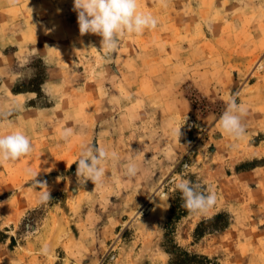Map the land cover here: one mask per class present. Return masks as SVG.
<instances>
[{"label": "rangeland", "instance_id": "374dc122", "mask_svg": "<svg viewBox=\"0 0 264 264\" xmlns=\"http://www.w3.org/2000/svg\"><path fill=\"white\" fill-rule=\"evenodd\" d=\"M137 3L157 27L106 59L73 0H0V135L32 144L0 163V264H264V0ZM232 96L248 109L240 140L219 123ZM82 144L118 154L103 186L77 178ZM174 178L215 192L207 217Z\"/></svg>", "mask_w": 264, "mask_h": 264}, {"label": "clouds", "instance_id": "9594fccd", "mask_svg": "<svg viewBox=\"0 0 264 264\" xmlns=\"http://www.w3.org/2000/svg\"><path fill=\"white\" fill-rule=\"evenodd\" d=\"M16 2L17 0H12V3ZM73 10L77 13L80 35L94 34L101 37L100 51L104 53L106 59L111 58L112 54L118 51L120 39L126 34H142L146 29H155L158 25L157 18L151 13L138 10L137 0H73ZM12 111L11 108L6 111L0 110V120L9 126L12 122L7 120V117L11 115ZM247 111L246 105L237 103L235 96L228 99L219 123L222 131L232 140H240L246 135L242 118L247 115ZM59 135L62 140L67 142L73 135V130L64 128ZM174 135L179 137L180 130H175ZM31 151L32 144L25 132L16 130L6 135H0V163L17 161ZM109 160L113 163L118 162V154L96 145L82 144L79 159L75 162L77 164V178L82 179L84 184L91 181L95 187L103 186L105 179V167L103 165ZM187 167L186 165L185 170ZM137 172L138 167L135 163L127 164L126 175L134 177ZM38 173L31 169L26 172L32 181L31 187L40 189L37 202L47 204L52 199L50 189L46 181L36 179ZM173 183L176 184V190L180 193V198L183 201L182 207L190 215L208 216L217 202L214 191L209 189L206 194L201 185L184 179L176 183L174 178ZM160 198L166 199L167 193H162ZM33 231L32 226L28 225L26 233ZM48 251L47 245L41 249V253L44 255H47Z\"/></svg>", "mask_w": 264, "mask_h": 264}, {"label": "trees", "instance_id": "16d2710c", "mask_svg": "<svg viewBox=\"0 0 264 264\" xmlns=\"http://www.w3.org/2000/svg\"><path fill=\"white\" fill-rule=\"evenodd\" d=\"M35 81H37V84H38V79H36ZM39 83H40V81H39ZM35 85H36V83H35ZM33 88H34V89H33ZM33 88L30 89V90H34V91H36V89H35L36 87H33ZM22 90L24 91V89H22V88H16V89H15V91H17V92H20V91H22ZM214 219H215V218H214ZM203 222H205V221H202V223H203ZM200 225H201V223H200ZM205 260H206V259H205ZM207 260H208V259H207ZM192 263H193V262H192ZM201 264H204V263H201Z\"/></svg>", "mask_w": 264, "mask_h": 264}]
</instances>
